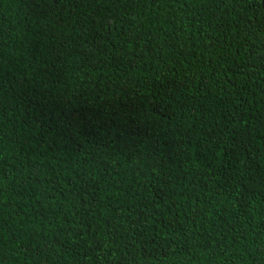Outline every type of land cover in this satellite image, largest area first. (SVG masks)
Wrapping results in <instances>:
<instances>
[{
	"label": "trees",
	"instance_id": "1",
	"mask_svg": "<svg viewBox=\"0 0 264 264\" xmlns=\"http://www.w3.org/2000/svg\"><path fill=\"white\" fill-rule=\"evenodd\" d=\"M0 264H264V0H0Z\"/></svg>",
	"mask_w": 264,
	"mask_h": 264
}]
</instances>
